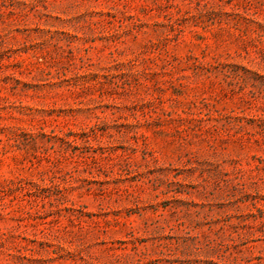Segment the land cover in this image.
I'll list each match as a JSON object with an SVG mask.
<instances>
[{"label":"rangeland","instance_id":"rangeland-1","mask_svg":"<svg viewBox=\"0 0 264 264\" xmlns=\"http://www.w3.org/2000/svg\"><path fill=\"white\" fill-rule=\"evenodd\" d=\"M0 264H264V0H0Z\"/></svg>","mask_w":264,"mask_h":264}]
</instances>
